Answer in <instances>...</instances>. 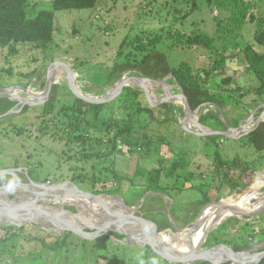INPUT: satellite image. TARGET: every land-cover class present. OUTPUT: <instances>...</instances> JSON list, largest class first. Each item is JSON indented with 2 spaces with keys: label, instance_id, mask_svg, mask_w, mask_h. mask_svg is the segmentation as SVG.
<instances>
[{
  "label": "rangeland",
  "instance_id": "374dc122",
  "mask_svg": "<svg viewBox=\"0 0 264 264\" xmlns=\"http://www.w3.org/2000/svg\"><path fill=\"white\" fill-rule=\"evenodd\" d=\"M166 1V4L163 5L164 0H157L152 4H147L149 2L148 0H98L96 6L91 9L54 11V33L53 40L50 43L41 45L40 47H35L33 44L29 43H18L16 44L17 52L12 55L8 54V49L6 47L0 46V86H23L31 90L32 93L39 94L44 88L46 70L49 64L54 61H59L68 64L73 69L76 84L83 93L100 97L105 91L113 86L114 82L118 80L116 79L108 83L106 80H103V76L115 62L120 63V61L124 59V56H118L119 47H122L123 45L122 51H124V54L129 55V52H135L130 45H127V43L134 37L138 35L141 36L143 33L157 34L162 32L163 29H165V35L166 30H178L189 34L193 31L195 32L199 30L212 35L215 30L216 19H221L223 25H227L228 21H230V16H232V13L226 8L224 9L216 6L219 4L218 0H196L198 9L192 11L182 20L179 16H181L185 10L190 8V0H188V2H186L187 0ZM51 2L52 0H29L27 4L28 16H33L41 9H52ZM256 3L257 6L254 11L256 19L253 22H246L237 29L233 28L230 24L229 26L232 30L229 34H219L223 35V38L215 39L216 47L220 46L222 43L225 44L226 49L223 50L222 54H228L227 51H229L230 44L233 42L238 44L240 50L245 44L252 43L257 51L264 52V0H257ZM260 32H262L263 37H260ZM255 35L259 36L261 43L254 39ZM171 41L172 39L166 38L158 44L159 50L166 54L171 67H176L181 61L193 63L195 60L197 61L196 65L198 64L203 67L206 66L209 61L211 62L207 53L205 54L204 52H201V54H205L202 57L197 50H192L188 47L181 48L180 46L175 45L170 47ZM234 52V49H231L229 54ZM222 54L216 55V57H219L220 55L222 56ZM138 57H140L139 52L137 54V58ZM200 57H202V61L196 60V58ZM225 58L226 66L219 71L222 74L221 77L224 75L231 76L232 86L235 82L243 85L245 88L254 85L256 79L244 70L245 64L242 61V56L237 54L234 57ZM55 72H57V77L56 82L53 85L58 86L56 88V99L58 100L57 107H59L60 104H70L77 97L67 84V80L64 76V69L55 68ZM122 75L140 76L139 74L130 71H127ZM155 80H164L167 84V93L169 94L181 92L180 86L170 75ZM216 80L212 81L211 86L209 87L211 90L217 89ZM127 86L140 89L135 85ZM152 87L155 98H163L166 96L167 93L162 89V86L154 85ZM123 89L114 99L106 102V106L102 112L104 121L110 117L126 118L129 108L126 109L125 105H127L128 102L124 105L119 98ZM16 94L27 96L32 99L29 95L23 92H16ZM222 98L228 100L222 108L208 103L199 106L201 108H199L196 115L198 119L204 117V122L207 123V125L203 124L205 127L213 124L217 127L215 130H223L226 128V124H229L228 122L232 121L229 118L238 120L239 123H245L251 114H253L252 117L253 120H255L264 110V103L259 99H254V96L251 94L246 95L241 99V105L236 104L226 93H222ZM10 100L14 102L11 108L17 110L19 108V104L16 105L17 101L14 99ZM166 103H169V111L166 114L165 111H160L157 114L162 116L167 115L169 121L162 123L153 119L148 120V117L146 116L135 121L137 136L141 135L142 132L150 134V136L156 140L163 136L166 143L161 145L160 153L165 159L170 158L172 150H174L190 160L193 167L199 166L196 168V171H205L206 168L212 166V163L215 160L213 155L214 150L218 149L224 158L231 159L239 156L243 158V160H255L256 164L261 163L260 170H255L250 173L249 185L244 189L249 188L255 179H262L264 175V157H259L260 155L253 147L241 144L238 141L240 137L232 138L221 135L223 138L212 141L208 136L214 134L197 136L187 132L181 125L184 118V111L179 100H170ZM147 104L150 107L152 105L149 102H147ZM40 105L42 104L29 106L31 108H28V110L20 116H17L19 111L12 112L6 116L12 117L9 120L16 124L21 125L25 123L27 126L26 134L34 135L36 133L34 124L37 122L35 116L40 111ZM205 114H207V118L205 117ZM221 122L223 128L220 125ZM95 124H97V128L102 129L104 127L99 121H96ZM185 124L187 126H192V124L190 125L186 120ZM95 133L99 135L98 131ZM112 135L113 133H111L109 137ZM12 137L14 140L3 139L0 144L4 147L3 153L0 156V167L9 165L11 167L8 168L17 167L24 170L23 168L34 166L35 170H37L40 175V180L37 181V183L70 181V178L73 175L77 176L78 173V171H73V168L81 165L86 168L93 166V170L96 173L100 172L102 178L107 180L106 182L95 184L97 188L103 184L111 189L117 187V180L113 177L114 171L119 176H125L133 181L139 180L138 177L133 176L137 162L139 164L137 153L128 152V149L135 150V147L132 148V146H126L121 141L119 142V140L117 142V148H120L123 152L125 151L124 153L116 152L114 155L112 154L103 158L96 157L84 165V163L79 162V159H77V154H75L77 155L76 157H73L72 151H68L67 153L72 156V158H69L65 153H62L61 149H67L62 143L56 142L54 139H51V137L46 136L38 141L34 136L30 138H27L26 136ZM108 150L109 145H103L101 143H97L93 147L94 152L98 151L106 153ZM141 163L146 165L147 161L143 159ZM7 179L8 178L5 177L0 182V185L6 183ZM21 181L25 183L27 182V178L22 176ZM205 181L210 182V184L212 183V180L209 178H205ZM170 182L171 181L165 179L161 180V184L163 185L171 184ZM198 182H200V180L195 178V180L193 179L190 183H186L185 186L188 187L190 184L194 185ZM213 184L216 185L217 182H214ZM77 185H79V187L81 186L80 183ZM244 189L234 191L231 194H239ZM137 190L140 191L126 193L125 202L136 211V213H143L141 202L144 204V201L142 200L148 195L146 194V196L143 194L141 191L143 189ZM177 190L178 189H174L171 193L172 195H175V201L179 200V203L175 202L174 205L178 224L175 219H172V227L166 228L162 231L170 236L181 235V231L175 230L173 226L179 229L190 228L193 222L198 218L199 212L202 208L200 205H193V202H197L200 198V194L195 189L184 188L182 193ZM258 190L259 194H263L264 186L260 187ZM16 193L25 196L27 195V193L22 190L21 192H18L17 189L14 194ZM100 194H102L104 200L108 201L109 197L106 196V192H100ZM210 194L214 197L216 196L217 191L212 189ZM231 194L227 195L224 187L221 186L219 188V195L221 198H226ZM7 195L10 196V198L13 197V194L7 193ZM158 196L161 197V199L156 198L155 200L149 201V198H147L146 201L151 204L149 206H154V211L158 207H161L164 212H167L168 203L172 202L171 197L167 195ZM176 196H178V198H176ZM15 199L18 198L15 197ZM214 201L216 200L212 199L211 202ZM254 201L255 199L253 202ZM64 207L66 209L73 208V211L77 212L75 206L72 204L65 205ZM194 208H196V213L193 211ZM76 209L80 211V214L84 219L95 221H98L99 219L90 212L83 211L80 207H76ZM94 210L98 215H104L98 204H96ZM241 220L243 222V219ZM247 222L253 223H251L252 225L244 227L245 230H242L244 233L251 232L253 227L262 230V228H264V212L256 217L247 219ZM0 226H3V224H0ZM33 228L35 229H27L31 231L32 234L36 235V237L44 238L46 231L54 232L53 230H50L51 225L49 223L41 220L36 224H33ZM27 229H23L22 235L27 236L26 234L29 233ZM220 229H222L221 232H219ZM211 231L219 234V236L223 238L237 237L239 233H241V229L238 228V225H233L232 222L228 223L227 219L220 224H216L210 232ZM55 233L62 234L63 232L59 231ZM116 233L122 235V237L118 239L131 241V239L125 237L124 234L119 232ZM71 239L81 242L72 235L69 237V240ZM24 240L25 238L22 236L19 239L7 240L5 246L2 248L0 247V264H101L103 258L99 257L97 259L96 257V254L99 255V253L104 257L117 254L125 258L127 264H140L142 259L136 246L138 245L141 248L144 247V245L141 246L139 244H125L119 242V240L111 238L108 243V248L98 253L91 250V244L88 242L83 245L71 244L62 247V255L57 256L54 255L52 251L45 248L41 249L39 241L33 244H28ZM173 241L177 240L173 239ZM204 244L205 242L202 244L201 249H205ZM262 244L263 243H255L254 248L256 250L254 249L249 252L260 251L258 249ZM228 264L230 263L228 262Z\"/></svg>",
  "mask_w": 264,
  "mask_h": 264
},
{
  "label": "trees",
  "instance_id": "16d2710c",
  "mask_svg": "<svg viewBox=\"0 0 264 264\" xmlns=\"http://www.w3.org/2000/svg\"><path fill=\"white\" fill-rule=\"evenodd\" d=\"M28 1L29 0H0V46L6 47L9 55L17 52L16 44L18 43H29L33 44L35 47L50 43L53 40L54 33V11L91 9L94 8L98 2V0H52V9H41L33 16L29 17L27 14ZM148 1L147 4H152L157 0ZM166 2L167 1L164 0L163 5H165ZM186 2H188V0ZM218 2L219 4L216 5L217 7L226 8L232 13L227 25H223L221 19H216L215 30L212 35L199 30L193 31L190 34L178 30H166L165 35V29L157 34L143 33L141 36L138 35L127 43L135 52H129V55L124 54V51H122L123 45L119 47L118 56H124V59L121 60L120 63L115 62L112 67L107 70L106 74H104L103 80L110 83L113 80L119 79L120 76L127 71L135 72L140 76L142 75L153 79H159L166 75H170L182 88L192 109L205 103L217 105L222 108L228 101L222 98V93H226L227 96L232 98L238 105H241V99L249 94L253 95L254 99H259L264 103V52L257 51L252 43L245 44L240 50L238 44L233 42L230 44L229 51L234 49L235 52L229 54V51H227L228 54L226 55L222 54L223 50L226 49L225 44L222 43L218 47L215 45L216 38H223V35L219 34H229L232 30L229 26L230 24L233 28L237 29L240 28L242 24L253 22L256 19L254 11L257 6V0H218ZM195 9H198L197 1L190 0V8L185 10L179 18L182 20L185 19ZM259 35L263 37L262 32H260ZM166 38L172 39L170 47L173 45L180 46L181 48L188 47L192 50H197L200 54L201 52L207 53L211 62L209 61L208 64L203 67L198 64L196 65L197 61L195 60L193 63L181 61L176 67H171L166 54L158 48V44ZM254 39L261 43V39L258 35H255ZM138 52L140 53V57L137 58ZM205 54H201V56L203 57ZM219 54H222V56L216 57V55ZM237 54L242 56V61L245 64L244 70L256 79L253 86L245 88L237 82L232 86L231 76L224 75L221 77L222 74L219 71L226 66L225 57H234ZM202 57L196 58V60L202 61ZM214 80H216L217 89L211 90L209 87ZM57 87V85L52 86L49 98L40 105V111L35 116L37 122H33L35 123L34 127L36 132L34 135L26 134L27 126L25 123L19 125L10 121L9 119L12 118L10 116L1 117L0 144L3 139L12 140V136H26L27 138L34 136L37 141L48 136L56 142L63 144L67 150L61 149L62 153L72 158V156L67 154L68 151H72L73 157L78 155L77 159H79V162L84 163V165L93 158H103L119 152L121 149L117 148L118 140L126 146L135 147V150L128 149V152L137 153L139 164L137 162L133 176L138 177V181H133L125 176H119L114 171L113 177L117 180V187L111 189L103 184L97 188L95 184L106 182L107 180L102 178L100 172L96 173L93 170V166L86 168L82 165L73 168V171H78V173L77 176L73 175L70 181L76 185L80 183V187L77 185L79 188L82 187L81 189L84 188L94 194L106 192L113 196H121L125 201V194L131 191H140L137 189H143L142 191L144 192H154V194L148 195L145 198L141 208L144 212L143 216L155 223L159 231L172 227L171 221L167 212H164L161 207H158L154 211V206H149L151 204L146 201L147 198H149V201L155 200L156 198L161 199V197L158 196L159 194L174 198L171 193L174 189H195L200 194V199L195 203L193 202V205L203 206L211 202L212 199L217 201L221 198L219 195V188L221 186L225 188L227 195L246 188L249 185L250 173L261 169V163L256 164L255 160L247 161L239 156L231 159L224 158L218 149L214 150L213 155L215 160L212 166L206 168L205 171H196V168L199 166L193 167L190 160L174 150H172L171 157L165 159L160 153L161 145L166 143L163 136L159 137L157 140L153 139L150 134L145 132L137 136L135 121L145 116L148 117V120L153 119L162 123L169 121L167 115L162 116L157 114L160 111H165L166 114L170 109L169 103H157L154 104L152 108L148 106V101L144 93L138 88L126 86L119 97L124 105L128 102V104L125 105L126 109L129 108L126 118L110 117L104 121L102 112L106 103L95 104L84 102L76 98L70 104H60L59 107H57ZM13 104L14 102L8 98H0V114L10 109ZM28 108L31 107L24 106L17 116L24 114ZM205 117L207 118V114H205ZM229 119L232 120L231 122L227 121L230 125H236L239 122L232 118ZM198 120L202 124L207 125V123L204 122V117ZM96 121L102 123L104 127L102 129L97 128V124H95ZM220 125L223 128L222 122ZM208 127L213 129L217 128L213 124L208 125ZM96 131L99 132V135L95 133ZM111 133H113V135L109 137ZM208 137H210L212 141L223 138L221 135H211ZM238 141L243 145L253 147L260 155H258L259 157H264V121L259 123L247 134L240 136ZM97 143L109 145V150L106 153L94 152L93 147ZM3 149L4 147L0 145V156L3 153ZM120 152L124 153L125 151L123 152V150H121ZM143 159L147 161L146 165L141 163ZM8 167L11 166L5 165L0 168ZM26 168L27 175L33 181L37 182L40 180V175L38 171L35 170L34 166ZM22 176L26 177V174L24 173ZM2 177L11 178V176ZM162 177L171 181V184H161ZM195 178L200 180V182L194 185L190 184L188 187L185 186L186 183H190L193 179L195 180ZM205 178L211 179L212 183L206 182ZM214 182H217V184L214 185ZM212 189L217 191L214 197L210 194ZM175 202L174 200L173 205L169 209V213L173 219H176L174 209ZM70 209L74 210L73 208ZM195 209L196 208H194L193 211L196 213ZM227 220L228 223L232 222L233 225H238V228L241 229V233H239L237 237L223 238L219 236V234L211 231L205 241V248L224 243L234 251L249 252L255 249V243H263L258 250L264 249V228L258 230L253 227L251 232L244 233V231H242L245 230L244 227L252 225L251 223L253 222H247L246 219H243L242 222L238 217H230ZM25 228L30 230L35 229L33 225L28 223L23 226H0V247H4L7 240L19 239L22 236L25 238L24 241L28 244L39 241L41 249L45 248L52 251L54 255L60 256L62 255V247L71 244L83 245L88 242L91 244V250L98 253L102 250H106L111 240L106 234H101L95 239L87 240L69 231H65L62 234L46 231L45 237L43 238L36 237V235L32 234L28 229L29 233L25 236L22 235L23 229ZM221 231L222 229L219 230V232ZM112 234L116 238L122 237L121 234L116 232H112ZM71 235L81 242L72 239L69 240ZM136 247L138 248L144 264H151L152 259H156L158 264H172L161 258L149 246L141 248L137 245ZM96 257L97 259L99 257L103 258L101 264H127L125 258L117 254L104 257L99 253V255L96 254ZM190 264L210 263L208 261H196ZM222 264H228V262ZM259 264H264V256Z\"/></svg>",
  "mask_w": 264,
  "mask_h": 264
},
{
  "label": "water",
  "instance_id": "95a60500",
  "mask_svg": "<svg viewBox=\"0 0 264 264\" xmlns=\"http://www.w3.org/2000/svg\"><path fill=\"white\" fill-rule=\"evenodd\" d=\"M58 67H60L62 70L64 69L65 78L70 90L75 94L77 98L81 99L84 102L95 104L106 103L114 99L121 92L123 87L127 85H135L136 87H139L144 93L147 101L152 104L151 107H153L154 104L157 103L168 102L170 100H179L184 111V118L181 125L184 130L197 136L214 134L237 138L244 134H247L248 132L253 130L261 121L264 120L263 110V112L257 117V119L253 120V114H251L244 124H239L236 127L226 125V128L223 130H215L209 127H205L198 121L196 115L200 107L198 106L195 109H192L190 107L189 102L181 87L180 93L169 94L167 93V84L164 82V80H155L146 76H122L120 79L114 82L113 86L109 90L105 91L102 96H91L87 93H83L78 88L75 76L73 75V69L68 64L59 61H54L49 64L46 70L44 88L39 94H34L27 87L23 86H0V97L14 99L17 101L16 105L19 104V108L17 110L11 108L6 112L0 114V118L12 112H20L24 106H35L38 104H43L49 98V93L52 85L56 82L55 68ZM154 85L162 86V89L167 93L166 96L163 98H155L152 90V86ZM16 92L26 93L32 99L28 98L27 96L16 94ZM187 119L191 121L192 126H187L185 124V120L187 121ZM23 169L24 170L17 167L0 168V176L15 175L19 177L18 173L23 171L26 174L27 178V183L21 181L19 187L17 188L18 192H21L22 190L27 193L26 196L19 193H9L13 194V197H17L18 199L10 198L7 195L8 192L4 191L3 185H0V224L21 226L28 223L33 225L41 220L49 223L51 225L50 230H53L54 232L69 231L81 238L88 240L95 239L101 234H106L110 238H114L116 240H119V242L125 244H139L141 246H149L161 258L172 264H190L196 261H208L210 264H222L224 262H229L230 264H259L264 256V249L257 252L234 251L231 247L224 243L215 244L211 247L201 249V246L206 241L210 230L216 224H220L222 221L230 217H238L240 219L246 220L251 217H256L260 213L264 212V203H262V205H259L252 211L230 214V216L224 218L222 221L217 222L215 225L211 226L208 229L203 242L197 249L189 252H181L171 247L168 243L161 242L158 236L162 233L163 230L159 231L156 224L151 220L145 218L142 213H136V211H134L130 206L126 204L125 200L121 196L106 194V196H108L109 198L119 199L127 211L120 210L118 207L110 208L109 206H107L105 200L102 197V194H94L92 192L83 190L71 181H61L56 183L34 182L27 175V169ZM248 189H250V187L244 189L242 192H245ZM233 195L234 194H231L230 196ZM68 197L81 199L87 198L91 203L98 204L101 207L104 215L96 214L95 216L99 218L98 219L96 217L98 221L84 219L81 216L80 211L76 209V207H79L76 202L71 203L64 201V198ZM222 199L225 198H220L217 201L204 204L199 212V216L205 207L219 204ZM254 202H256V200ZM69 204L74 205L77 212L71 211L64 207L65 205ZM84 211L89 212L87 209H84ZM70 219H72V221ZM197 219L193 222L190 228L187 229H194L196 227ZM124 224L135 225L139 228L138 232L135 233V236H130L127 232L117 229ZM173 228L177 231H183L186 229H179L175 226H173ZM112 232L122 233L125 237L130 238L131 241H123L121 239H117L112 234Z\"/></svg>",
  "mask_w": 264,
  "mask_h": 264
},
{
  "label": "bare ground",
  "instance_id": "6f19581e",
  "mask_svg": "<svg viewBox=\"0 0 264 264\" xmlns=\"http://www.w3.org/2000/svg\"><path fill=\"white\" fill-rule=\"evenodd\" d=\"M56 77L57 72H55V78ZM187 122H189L191 125L190 120L187 119ZM263 186L264 175L262 179H255L252 185L250 186V189H248L247 191L241 192L239 194H234L233 196H229L225 199H222L219 204L205 207L200 216L198 217L196 221V227L194 229H185L181 231L180 236H170L169 234L162 232L158 236L159 240L161 242L168 243L171 247L181 252H189L197 249L199 245L203 242L206 233L211 226L230 216V214L252 211L256 209L259 205H262V203H264V193L259 194L258 189ZM254 199L256 200V202L252 203ZM64 201L71 203L76 202L77 205L81 207V209H83V211L84 209H87L92 215L95 216L97 214V212L94 210L96 204L91 203L90 200H88L87 198L81 199L68 197L64 198ZM105 202L110 208L118 207L120 210L127 211L119 199L108 198V201L105 200ZM70 220L72 221V219ZM117 229L120 231L127 232L130 236H135V233L139 230L138 227L130 224H124L118 227ZM173 239H176L177 241H173Z\"/></svg>",
  "mask_w": 264,
  "mask_h": 264
},
{
  "label": "clouds",
  "instance_id": "9594fccd",
  "mask_svg": "<svg viewBox=\"0 0 264 264\" xmlns=\"http://www.w3.org/2000/svg\"><path fill=\"white\" fill-rule=\"evenodd\" d=\"M3 179L4 178L0 176V181H2ZM20 183H21L20 178L18 176L13 175L11 178L7 179L6 183H3V189L5 192L14 193L16 189L19 187ZM146 230H147V226H146ZM140 264H144V262L141 261ZM151 264H158V261L156 259H152Z\"/></svg>",
  "mask_w": 264,
  "mask_h": 264
},
{
  "label": "crops",
  "instance_id": "0c3cea01",
  "mask_svg": "<svg viewBox=\"0 0 264 264\" xmlns=\"http://www.w3.org/2000/svg\"><path fill=\"white\" fill-rule=\"evenodd\" d=\"M121 146V145H120ZM120 150V149H119ZM121 151V150H120ZM119 151V153H122V152H120ZM162 179H164V177H162ZM166 180V179H165ZM165 185V184H164ZM142 191V190H141ZM177 191H179V192H183V190H177ZM135 192V191H134ZM143 192V194H147V195H152V194H154V192H151V191H147V192H144V191H142ZM146 195V196H147ZM159 195H163V194H159ZM178 195H180V194H178ZM173 197H175V195H173ZM146 198V197H145ZM145 198H144V200H142V201H145ZM176 198H178V196H176ZM200 199V198H199ZM171 200H172V202L170 203H168V208L170 209V207H171V205H173V203H174V198H171ZM177 203H179V200L178 201H176ZM142 203V205H143V202H141ZM195 203V202H194ZM175 205V204H174ZM175 207V206H174ZM168 208H167V214L169 213V210H168ZM175 209V208H174ZM176 210V209H175ZM144 213V212H143ZM143 213H142V215H143ZM170 214V213H169ZM169 214H168V217H169ZM175 217H176V215H175ZM171 218V219H170ZM170 221L173 219V217H171V215H170ZM148 219V218H147ZM176 222L178 223V218L176 217Z\"/></svg>",
  "mask_w": 264,
  "mask_h": 264
},
{
  "label": "flooded vegetation",
  "instance_id": "af4514ba",
  "mask_svg": "<svg viewBox=\"0 0 264 264\" xmlns=\"http://www.w3.org/2000/svg\"><path fill=\"white\" fill-rule=\"evenodd\" d=\"M239 124H244V123H237L236 125H229V124H226V125H229V126H233V127H236V126H238ZM18 175H19V178H20V180H21V177H22V175H24V172L23 171H21V172H19L18 173ZM4 176H9V175H4ZM12 177V176H11ZM23 180V179H22ZM25 183H27V182H25ZM69 210H71V209H69ZM71 211H73V210H71Z\"/></svg>",
  "mask_w": 264,
  "mask_h": 264
}]
</instances>
